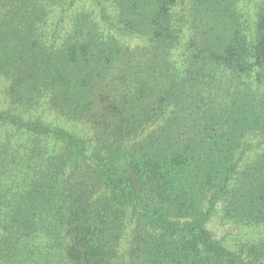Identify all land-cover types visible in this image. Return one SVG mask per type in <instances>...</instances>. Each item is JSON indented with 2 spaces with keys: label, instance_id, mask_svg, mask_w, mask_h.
<instances>
[{
  "label": "trees",
  "instance_id": "obj_1",
  "mask_svg": "<svg viewBox=\"0 0 264 264\" xmlns=\"http://www.w3.org/2000/svg\"><path fill=\"white\" fill-rule=\"evenodd\" d=\"M0 264H264V0H0Z\"/></svg>",
  "mask_w": 264,
  "mask_h": 264
},
{
  "label": "rangeland",
  "instance_id": "obj_2",
  "mask_svg": "<svg viewBox=\"0 0 264 264\" xmlns=\"http://www.w3.org/2000/svg\"><path fill=\"white\" fill-rule=\"evenodd\" d=\"M210 229L216 234L217 238H222L223 236H227L228 234H234L238 235L240 233L239 230L234 229L230 226H222L219 222L216 220H213L210 225Z\"/></svg>",
  "mask_w": 264,
  "mask_h": 264
}]
</instances>
